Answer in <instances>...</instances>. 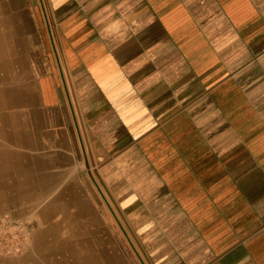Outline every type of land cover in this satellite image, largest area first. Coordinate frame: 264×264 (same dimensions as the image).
Here are the masks:
<instances>
[{"label": "crops", "instance_id": "0c3cea01", "mask_svg": "<svg viewBox=\"0 0 264 264\" xmlns=\"http://www.w3.org/2000/svg\"><path fill=\"white\" fill-rule=\"evenodd\" d=\"M40 1L26 50L0 0V264H113L105 201L157 264H264V0Z\"/></svg>", "mask_w": 264, "mask_h": 264}, {"label": "rangeland", "instance_id": "374dc122", "mask_svg": "<svg viewBox=\"0 0 264 264\" xmlns=\"http://www.w3.org/2000/svg\"><path fill=\"white\" fill-rule=\"evenodd\" d=\"M6 2L8 8L14 10L17 7L24 5L25 7V44L26 50L34 49V43L32 40V33L36 31L35 19H37V9L39 7L40 0H2ZM3 9L0 7V14L2 15ZM20 17V12L18 13ZM37 21V20H36ZM30 31V32H29ZM29 35V36H28ZM43 39V38H42ZM33 43V44H32ZM43 45V43H42ZM46 49V48H45ZM43 50V47L42 49ZM91 174L95 178V182L98 183L95 172L91 170ZM96 196L100 199V192L95 184L92 187ZM101 192H105L100 186ZM108 200V199H107ZM96 211L99 215H104V231L106 232V241L111 242L112 250L116 257V261L113 264H157L155 259L152 260L151 253L145 247V240H148L140 235H134V231L129 228L128 218L123 212L118 210L116 204L111 201H105V203H95ZM101 220V219H100ZM25 248V245H24ZM23 248V251H24ZM23 251L17 254H21ZM14 254V255H17ZM154 255V254H153ZM7 255H0V260ZM9 256V255H8ZM156 258V257H154Z\"/></svg>", "mask_w": 264, "mask_h": 264}, {"label": "built area", "instance_id": "2783aa9c", "mask_svg": "<svg viewBox=\"0 0 264 264\" xmlns=\"http://www.w3.org/2000/svg\"><path fill=\"white\" fill-rule=\"evenodd\" d=\"M28 239L24 223L11 215L0 218V255H14L23 251Z\"/></svg>", "mask_w": 264, "mask_h": 264}, {"label": "bare ground", "instance_id": "6f19581e", "mask_svg": "<svg viewBox=\"0 0 264 264\" xmlns=\"http://www.w3.org/2000/svg\"><path fill=\"white\" fill-rule=\"evenodd\" d=\"M3 16V15H2ZM6 16V15H5ZM18 17V16H17ZM2 18V17H1ZM7 18V17H6ZM9 18V17H8ZM20 18V17H19ZM22 21V20H21ZM6 22V21H5ZM3 24V23H2ZM14 27L16 28V26L14 25ZM13 28V27H12ZM4 29V28H3ZM7 29V28H6ZM16 32V31H15ZM9 38V37H8ZM10 40V39H9ZM11 41V40H10ZM11 43V42H10ZM4 47V46H3ZM5 50V49H4ZM4 50H2V52L4 53ZM100 259V258H99ZM105 259V258H104Z\"/></svg>", "mask_w": 264, "mask_h": 264}]
</instances>
